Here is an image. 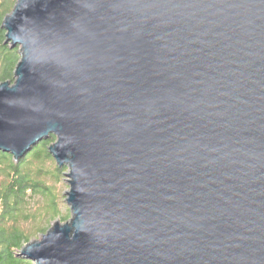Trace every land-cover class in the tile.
I'll list each match as a JSON object with an SVG mask.
<instances>
[{"label": "water", "instance_id": "1", "mask_svg": "<svg viewBox=\"0 0 264 264\" xmlns=\"http://www.w3.org/2000/svg\"><path fill=\"white\" fill-rule=\"evenodd\" d=\"M0 152L55 136L72 219L35 264H264V0H18Z\"/></svg>", "mask_w": 264, "mask_h": 264}, {"label": "trees", "instance_id": "2", "mask_svg": "<svg viewBox=\"0 0 264 264\" xmlns=\"http://www.w3.org/2000/svg\"><path fill=\"white\" fill-rule=\"evenodd\" d=\"M17 1L0 0V83H15V70L21 60L19 48L11 49L3 44L5 32L1 29L2 21L13 12ZM56 141L55 136H50L20 160L10 153L0 152V264H33L26 262L27 259L18 253L31 242L35 234L47 233L49 230V227L40 226L32 234L26 227L36 223L39 214L47 216L49 213V204L43 208L36 207L33 200L35 196L45 199L52 196L46 182L51 177L49 165L52 162L58 170H62L50 153ZM52 203L55 207L56 203ZM58 218L54 210L48 226ZM64 220H70L69 216Z\"/></svg>", "mask_w": 264, "mask_h": 264}, {"label": "rangeland", "instance_id": "3", "mask_svg": "<svg viewBox=\"0 0 264 264\" xmlns=\"http://www.w3.org/2000/svg\"><path fill=\"white\" fill-rule=\"evenodd\" d=\"M4 20L2 21V24H1L2 30H3L2 26H3ZM4 32H5V40H6V31H4ZM5 40H4V42H5ZM19 54H20V49H19ZM20 56H21V54H20ZM64 170H66V171H64ZM49 171H50L51 177H48L46 179V182H47L48 186L50 187V193L52 196H50L48 199H45L41 196H35L33 203L36 204V207L43 208L47 204H49L51 207L49 208V213L47 216H45L43 214L42 215L39 214L38 221L36 223H31L30 225H28L26 227V230L32 234L36 233L37 227H40V226L41 227H49V229H50V228L54 227V225L59 223V222L61 224H67L72 219L71 212H70L71 207L68 205V203L66 201V196H65V193H67L69 191V188H70V185L68 184V181L70 179L67 177V174H69V168L63 167L62 170H58L57 165L53 164L51 162L49 165ZM52 202L56 203L55 207L53 206ZM54 210L57 212L59 218L54 220L50 224V226H48L49 225V218L52 217V213ZM68 216H69L70 220H68V221L64 220V222H63L62 220L66 219ZM44 234H46V233H41L39 235L35 234L32 237L31 242H34L36 240H38V241L42 240ZM21 250L18 254L20 256H23L21 254ZM23 257L26 258L25 256H23ZM27 261L29 262L28 259L26 260V262ZM32 263L35 264L34 262H32Z\"/></svg>", "mask_w": 264, "mask_h": 264}]
</instances>
